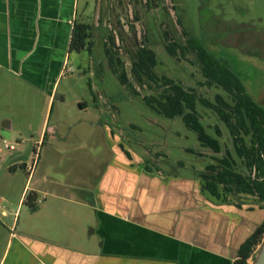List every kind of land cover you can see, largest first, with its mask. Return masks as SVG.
Returning a JSON list of instances; mask_svg holds the SVG:
<instances>
[{"label":"crops","instance_id":"obj_1","mask_svg":"<svg viewBox=\"0 0 264 264\" xmlns=\"http://www.w3.org/2000/svg\"><path fill=\"white\" fill-rule=\"evenodd\" d=\"M103 1L0 0V144L16 143L5 158L0 146V264H231L264 219L260 203L217 199L195 174L147 169L100 117L65 126L58 85L87 51L70 50L73 26L90 24L93 50V32L110 25ZM101 96L75 98L71 109L108 113ZM66 136L72 150L102 139L108 155H62ZM25 142L40 143L39 155L25 154ZM30 190L35 207L25 203Z\"/></svg>","mask_w":264,"mask_h":264},{"label":"rangeland","instance_id":"obj_2","mask_svg":"<svg viewBox=\"0 0 264 264\" xmlns=\"http://www.w3.org/2000/svg\"><path fill=\"white\" fill-rule=\"evenodd\" d=\"M103 3L105 8L103 6L102 10H106V15L110 13V25L106 26L104 32H93L94 63L88 52L82 51L71 59L73 71L65 73L58 85V90H64L66 94V104L62 110L66 128L80 119L94 121L100 117L112 126L113 140L117 135L126 154L134 160L137 157L142 161L149 158L148 164L152 167L155 164L165 172L186 176L194 174L195 170H202L212 161L211 155L214 154L200 145L195 132L185 126L181 117L169 118L157 114L142 100V96L154 94L160 88L146 78L148 82L146 80L143 85L135 84L139 95L133 96L119 82L113 66L117 70L124 69L131 78L132 58L137 48L145 45L155 51L157 63L154 71L157 75H167L185 87H195L202 97L213 100L214 95L223 93V90L201 84L203 76L194 55L187 53L182 56L179 52L171 55L165 49V43L172 39L184 43L188 35H195L215 53L226 54L230 58L248 92L264 105V0H106ZM105 48L112 51L113 64L108 60ZM87 66L89 71L79 70V67ZM90 86L93 94L102 95L99 103L105 101L110 112L92 107L87 112L72 111L74 99L78 97L86 98L92 105ZM196 109L206 132L215 136V126H218L223 149L228 147L233 150L228 131L215 113L200 104ZM54 116L53 111L48 132ZM65 138L66 149L69 150L62 155H108L103 149L102 139L95 144L88 143L84 149L76 147L72 150L68 136ZM4 142L16 144L2 141V158L11 155L4 148ZM44 146L41 155L46 153ZM23 147L25 154L32 153L34 148L36 155H39L41 144L25 142ZM95 148L100 150L96 154L93 151ZM190 148L201 151L204 156L192 153L188 150ZM180 161L182 164H179ZM21 180L20 184L25 182L24 175ZM229 197L264 205V200L260 202L252 195H229L226 199ZM6 235L7 230L0 231V253ZM257 249L258 246L255 251ZM252 260H249V264Z\"/></svg>","mask_w":264,"mask_h":264},{"label":"trees","instance_id":"obj_3","mask_svg":"<svg viewBox=\"0 0 264 264\" xmlns=\"http://www.w3.org/2000/svg\"><path fill=\"white\" fill-rule=\"evenodd\" d=\"M90 24L76 22L70 38V50L80 52L87 50L92 54V43L89 41ZM165 49L171 55L179 52L194 55L203 76L202 85L219 87L223 93H216L213 100L202 97L195 87H185L167 75H157L154 67L157 63L155 51L145 45L137 48L132 58L131 78L124 69L113 72L119 82L133 95L139 93L135 84L143 85L150 80L160 88L156 93L142 96V100L157 114L165 117H181L185 126L195 132L197 140L204 148L209 149L212 161L202 170H195L201 187L217 199H225L229 195L247 194L258 201L264 200V105L256 101L248 92L243 79L234 70L230 58L226 54H217L199 37L188 35L184 43L172 39L165 43ZM108 60L113 64L114 55L105 48ZM118 62L119 59L116 58ZM147 78V79H146ZM147 80V82H148ZM200 104L210 108L225 125L231 138L233 150L223 149L221 131L215 126V136L206 132L201 122V115L196 107ZM199 156L201 151L188 149ZM126 152V151H125ZM127 153V152H126ZM220 154V155H218ZM149 158L145 159V167L150 169ZM179 164H182L180 161ZM156 169L158 165L153 164ZM36 192L28 191L25 203L35 207ZM264 207V205H262ZM264 237V219L254 232L240 245L238 253L231 264H249L253 259L255 248Z\"/></svg>","mask_w":264,"mask_h":264},{"label":"water","instance_id":"obj_4","mask_svg":"<svg viewBox=\"0 0 264 264\" xmlns=\"http://www.w3.org/2000/svg\"><path fill=\"white\" fill-rule=\"evenodd\" d=\"M250 264H264V237L258 245V249L255 251L253 260Z\"/></svg>","mask_w":264,"mask_h":264},{"label":"built area","instance_id":"obj_5","mask_svg":"<svg viewBox=\"0 0 264 264\" xmlns=\"http://www.w3.org/2000/svg\"><path fill=\"white\" fill-rule=\"evenodd\" d=\"M4 148L6 149H13L14 148V144H8L7 142H4Z\"/></svg>","mask_w":264,"mask_h":264},{"label":"flooded vegetation","instance_id":"obj_6","mask_svg":"<svg viewBox=\"0 0 264 264\" xmlns=\"http://www.w3.org/2000/svg\"><path fill=\"white\" fill-rule=\"evenodd\" d=\"M141 46H143V45H141ZM240 77H241V75H240ZM242 78V77H241Z\"/></svg>","mask_w":264,"mask_h":264}]
</instances>
